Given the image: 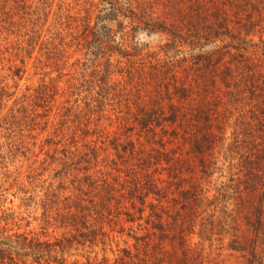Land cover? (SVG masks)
I'll list each match as a JSON object with an SVG mask.
<instances>
[{
	"label": "trees",
	"instance_id": "16d2710c",
	"mask_svg": "<svg viewBox=\"0 0 264 264\" xmlns=\"http://www.w3.org/2000/svg\"><path fill=\"white\" fill-rule=\"evenodd\" d=\"M228 259L264 264V0H0V264Z\"/></svg>",
	"mask_w": 264,
	"mask_h": 264
},
{
	"label": "rangeland",
	"instance_id": "374dc122",
	"mask_svg": "<svg viewBox=\"0 0 264 264\" xmlns=\"http://www.w3.org/2000/svg\"><path fill=\"white\" fill-rule=\"evenodd\" d=\"M136 40L141 42L142 44L144 45H147V47L149 49H154L155 45L157 43H159V37L156 35H150V36H146L144 33H138L137 36H136ZM40 76L39 75H36L34 74L33 72H30L29 75H27V77L23 80L20 81L19 83V86L22 87L24 85H35L38 80H39ZM16 205H17V202L14 201L13 203V207L16 208ZM36 225V222H34L33 226ZM117 241V244L119 246H121V238H116L115 239ZM117 244L116 243H112L111 246L109 247H106L105 251L103 252L101 250L100 247H97L94 249V252L97 254L98 257H101L103 254H105L108 258L112 259L113 256H114V253L117 251ZM216 247L213 246L211 248L213 254L217 255L219 254V250H216L215 249ZM221 257H225V258H229L228 257V252H221ZM81 255H84L83 251H71L69 253V261H73L75 259H80L81 258ZM94 254H91L90 256H93ZM226 264H232V262L228 259V262Z\"/></svg>",
	"mask_w": 264,
	"mask_h": 264
}]
</instances>
